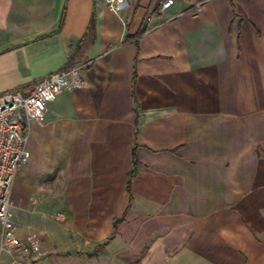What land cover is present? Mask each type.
<instances>
[{"label": "crops", "instance_id": "0c3cea01", "mask_svg": "<svg viewBox=\"0 0 264 264\" xmlns=\"http://www.w3.org/2000/svg\"><path fill=\"white\" fill-rule=\"evenodd\" d=\"M106 1L0 0V94L84 66L30 124L17 235L46 264H264V0Z\"/></svg>", "mask_w": 264, "mask_h": 264}, {"label": "built area", "instance_id": "2783aa9c", "mask_svg": "<svg viewBox=\"0 0 264 264\" xmlns=\"http://www.w3.org/2000/svg\"><path fill=\"white\" fill-rule=\"evenodd\" d=\"M127 0H107L108 8L119 14ZM175 0H158L161 11ZM200 10V9H199ZM84 66L76 65L39 81L29 91L15 89L0 94V264H42L46 251L43 235L31 232L25 238L16 233L13 220V186L20 169L31 158L29 129L33 121L43 123L51 103L65 90L82 87Z\"/></svg>", "mask_w": 264, "mask_h": 264}, {"label": "rangeland", "instance_id": "374dc122", "mask_svg": "<svg viewBox=\"0 0 264 264\" xmlns=\"http://www.w3.org/2000/svg\"><path fill=\"white\" fill-rule=\"evenodd\" d=\"M29 163V162H28ZM27 163V164H28ZM26 164V165H27ZM25 166V165H24ZM13 189H14V186H13ZM13 202H14V194H13ZM13 212H14V210H13ZM61 215H58V217H59V219L60 220H62V217H60ZM16 219V218H15ZM35 224V223H34ZM34 232V231H33ZM35 232H38V233H42V235H43V242L45 241V232L44 231H35ZM44 250L46 251V257H45V259H44V261H43V263L42 264H46L45 263V260L47 259V258H49L50 256H52V255H56L57 253H58V249L56 248V247H53V248H47V247H44ZM62 254V253H61ZM2 264H10L9 263V260H8V258L6 257V256H4L3 257V263Z\"/></svg>", "mask_w": 264, "mask_h": 264}, {"label": "trees", "instance_id": "16d2710c", "mask_svg": "<svg viewBox=\"0 0 264 264\" xmlns=\"http://www.w3.org/2000/svg\"><path fill=\"white\" fill-rule=\"evenodd\" d=\"M231 3H233V0H231ZM160 7H158V9H159ZM65 9V8H64ZM64 13H65V10H64ZM63 23H64V15H63V18H62V20H61V24H60V27L63 25ZM95 29H96V27H95V19H94V16H93V18H92V20H91V22H90V25H89V28H88V34H90L92 37H95ZM141 34L142 33H140L138 36H135V37H128V40L130 39V40H134V41H138L139 40V38H140V36H141ZM87 36V35H86ZM83 42V41H82ZM133 175H134V172L132 173V177H133Z\"/></svg>", "mask_w": 264, "mask_h": 264}, {"label": "water", "instance_id": "95a60500", "mask_svg": "<svg viewBox=\"0 0 264 264\" xmlns=\"http://www.w3.org/2000/svg\"><path fill=\"white\" fill-rule=\"evenodd\" d=\"M154 4H155V7H156V6H157V4H158V0H155Z\"/></svg>", "mask_w": 264, "mask_h": 264}]
</instances>
